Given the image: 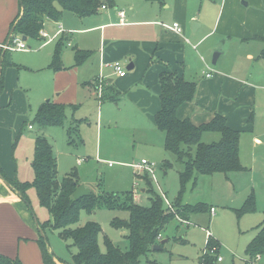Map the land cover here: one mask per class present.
Wrapping results in <instances>:
<instances>
[{
    "label": "crops",
    "instance_id": "obj_1",
    "mask_svg": "<svg viewBox=\"0 0 264 264\" xmlns=\"http://www.w3.org/2000/svg\"><path fill=\"white\" fill-rule=\"evenodd\" d=\"M145 2L151 5L158 4L156 1ZM251 3L253 4V12L248 18L241 19L242 28L239 34L235 35L234 39H231L233 37L228 38V41L234 42L237 53L240 51L241 55L237 54L236 57L232 58L230 64L226 63L215 69L207 66L204 62L203 66H196V64L191 66L190 63L192 56L198 54V47L217 30L218 25L215 22L217 27L214 26L213 29H209L196 37L202 23L197 21L196 16L188 10L187 4L181 2V0H173V11L176 12L177 8L179 9L176 14L179 19L175 18L172 21L180 24L182 28L180 34L167 27L172 22L171 24L161 23L156 12H153L150 16L146 14V19H140L127 14L126 10L118 7L113 0H105L102 3V5H105L104 8L101 5L97 14L85 18H78L74 14L64 11L59 21L45 18L43 22V28L50 35L56 31L57 23H61L64 31L57 39L48 43L43 38L25 39L31 51L32 49H34L33 51L40 50L49 44H54L55 48L58 42L62 44L60 54L62 67L55 70L50 67L55 48L48 53L44 63L40 60L36 66L22 67L14 61L12 53L17 51L6 49L4 45L10 38L11 23L20 14V1L0 0V60L3 58L5 62L3 66V86L0 92V150H5L13 137L14 147L18 138L27 130V134L32 135L33 145L34 138L38 135L48 139L53 146L57 162L54 143L48 135V131L53 127L42 129L32 123L33 119L29 115L31 110L30 101L32 100L26 85L22 83V71L43 73L41 75L40 95L35 99L38 108L42 103L51 100L65 105H76L77 109L84 100H90L92 97L96 99V96H100V90L102 91L103 87H105L104 90L109 91L107 94L111 100L122 99L124 101L125 97L129 98L137 109L134 116L136 115L137 118L145 117L151 122V126L147 130L141 126L133 127L132 144L138 143L154 147L163 154L168 153L163 148L164 134L156 129L154 115L160 108L158 97L160 92L159 74L165 69L173 71L178 75H182L184 79L196 83L194 99L182 103L176 110L179 119L187 118L193 124L199 125L208 122L216 113H219L225 117L226 124L231 129L243 131L247 136L251 135L252 141L256 144L254 140L256 126L261 125L264 128V92H260L264 91V65L262 64L261 69L257 71H249L247 68L253 66L255 64L253 61L257 59L264 61V56H262L263 43L256 39L258 36L264 37V0L242 2L244 5H250ZM160 5L168 8L164 0ZM111 7L113 10H111ZM220 9H222L221 12ZM225 9H227L225 0H221L219 5L221 14L219 16V12H217L216 15L218 24L225 15ZM120 10L124 12L122 18L118 15ZM229 17L225 16L223 23ZM189 21L196 24L191 30L194 33L186 27V22ZM78 33L85 34L83 40L76 36ZM220 38L222 41L226 40L222 36ZM254 41L261 44V47L251 53L250 48H246V46H250ZM78 42H81L80 48ZM29 43L37 46L32 47L33 45H29ZM185 45L189 49L186 54ZM76 50L88 52V56L81 64H76ZM219 52L215 64L220 61V57L224 53L223 51ZM254 52H258V54L256 56L252 55ZM202 56L204 55H200V58H203ZM115 61H119L123 66L126 71L124 76H119L114 72L111 64ZM43 66H46V69H42ZM207 72L211 74L209 77L205 75ZM102 83H104L103 87L100 85ZM113 96L116 97L112 98ZM76 109H70L75 119L87 118L85 115H81L84 117H76ZM26 118L28 119L26 120ZM101 118L98 109L96 122L97 145L99 144L98 139L101 128L99 121ZM145 134L148 135L145 136ZM211 138L215 139L216 136H211ZM98 150V154H100V148ZM32 157L29 159L28 167L33 174L31 168ZM1 160L2 155L0 153V167L5 175L12 180H17L7 173ZM165 160L167 159L163 157L162 161ZM231 173L224 174V177L230 180ZM252 176L246 178L248 179L246 189L249 187ZM165 177H167V174H165ZM151 183L153 182L151 181ZM262 187L264 188V185ZM139 190L143 192L145 189L141 187ZM159 190L161 189L159 188ZM161 192L163 191L161 190ZM245 192L248 193V191ZM247 193L246 195H248ZM210 207L212 208V206ZM16 208L22 209L16 190H13L0 178V253L9 257H18L22 264H27V261L34 264H44L36 242L39 236L37 224L35 229L28 222L29 220L25 219L26 216L23 213L24 228L20 227V221L14 213ZM95 215L96 213L86 217L81 220V223L88 219L95 220ZM195 217L196 215L193 216V219ZM261 226L252 228L249 231L251 232L250 240ZM120 235L123 238V230H121ZM159 239L161 241L166 240L165 243L168 241L161 238V235ZM158 251L154 250L152 253H158ZM150 260L156 261V259ZM54 261L58 264L68 263L67 261V263H61L56 257Z\"/></svg>",
    "mask_w": 264,
    "mask_h": 264
},
{
    "label": "rangeland",
    "instance_id": "obj_2",
    "mask_svg": "<svg viewBox=\"0 0 264 264\" xmlns=\"http://www.w3.org/2000/svg\"><path fill=\"white\" fill-rule=\"evenodd\" d=\"M104 1L100 0L101 3ZM113 1L118 7L125 9L127 14L140 19H146L145 15L149 14L150 16L153 12L158 14V19L164 24H171L173 19H179L176 15L179 9L177 8L176 12L173 11V0H164L168 8L159 3L151 5L145 0ZM243 1L247 2V0H225L227 9H225V15L218 24L216 15L219 12L221 0H181L187 4L188 10L196 16L197 21L202 23L196 37L209 29H213L215 22L218 25V27L215 26L217 30L198 47L196 57L192 56L191 66L195 64L196 66H203L206 63L207 66L215 69L223 64H230L232 58L236 57L237 54L241 55L240 51L237 53L234 42L228 40L229 37L234 39L235 35L239 34L242 28L241 19L248 18L253 12V4L244 5L242 4ZM223 3L224 1L222 5ZM111 10H113L112 7ZM225 16L230 17L223 23ZM191 26V21L186 22V27L190 31L192 30ZM261 27L263 28L262 25ZM84 35L76 34L82 40ZM221 36L226 40L222 41ZM31 44L32 47L37 46L29 43V45ZM260 45L254 41L246 48H250L252 53V51H257L261 47ZM78 47H81V42H78ZM182 47L184 46L182 45ZM54 48V44H49L37 51H33L34 49L32 51L13 49L17 52L12 51V55L19 66H36L40 60L44 63L48 53ZM187 48L185 45V54L189 50ZM216 49L224 53L220 57V61L213 65L211 60L214 51H217ZM254 53L252 54L254 56L258 54V52ZM200 55H204L203 58H200ZM254 62L253 66L249 68L246 66L249 71H257L261 69L262 64L264 65L262 59H257ZM42 69H46V66H43ZM42 74L41 72L22 71V83L26 85L32 100L30 101L31 110L29 112L31 119L38 109L35 99L40 95ZM100 85L103 87L104 83ZM104 89L105 87L102 88V91L100 90V96H96V99L92 97L90 100H84L75 110L76 117H84L81 115H85L87 118L79 119L81 121L78 122V132H72L70 142H68L66 127L74 124V120H76L70 108L65 110V124L53 127L48 131L49 139L54 143L57 156V178L60 179L66 174L76 171L77 185L82 184L95 192H115L119 195L130 191L134 196V201L148 206L150 204L147 198L148 193L145 190L143 192L139 190L141 187L147 188L145 181L140 177L146 173L143 170L138 171L132 164L142 158L150 159L148 161L157 166L155 169L157 183H150V186L161 197L163 207L173 214V220L161 232V238L168 240L164 244L165 251L147 254L149 260L156 259L155 264H264V252L252 258L246 254V248L250 242L251 232L249 231L261 226L264 221V188L262 187L264 185V128L261 125L256 126V137H254L256 144L252 141L251 135L247 136L243 131H239L241 133L239 142L240 162L246 168L237 173L232 172L230 175L232 180L226 179L222 173L200 176L196 187L187 186L182 196L177 197L179 190L178 174L183 169V165L177 162L175 156L169 152L163 154L154 147L138 143L132 144L133 127L141 126L147 130L151 126V122L145 117L137 118L136 115L134 116L137 109L132 104V100L127 97L124 98V101L122 99L111 100L107 94L109 91ZM114 97L116 96L112 98ZM98 109L102 117L99 121L101 124L98 139L100 146L97 145L96 140ZM35 126H37L36 123ZM147 135L145 134V136ZM211 136L215 135L205 134L203 141H215L216 138L212 139ZM13 140L14 137L5 150H0L2 165L7 173L18 181L31 180L33 174L28 166L34 150L32 135L27 134V130H25L14 147ZM99 148L100 154H98ZM163 157L167 160L162 161ZM77 159L81 160V164H77ZM146 175L148 176V174ZM250 175H253L252 180L246 189L248 181L246 178ZM159 188L163 191L162 194L159 193ZM16 193L22 206V209L16 208L14 210L17 219L20 221V227L24 228L23 213L26 216L25 219L29 220L28 222L35 229L34 216L40 222L50 218L47 210L39 205L33 189L27 191L29 205L17 191ZM250 195H253L255 199V211L237 218L233 210L240 208L245 201L244 199ZM202 202L205 203L206 210L197 214L198 207ZM210 206L213 208L211 213L209 212ZM194 215H196L195 219H193ZM87 216L85 212H81L80 218L83 220ZM114 216L119 219H128V213L125 211L100 210L96 213L95 220L100 224L103 234L107 235L114 245L123 249L125 242L120 235L121 230L110 226V220ZM205 229L211 234L207 241ZM44 233L47 237L49 251L55 257L69 262L71 254L75 251L74 247H69L71 241L62 239L56 231H51L48 228L45 229ZM99 243L101 249L104 250L101 237ZM37 247L39 249V246ZM218 256L222 257L221 261H217ZM142 263L149 264L145 261ZM27 264L34 263L27 261Z\"/></svg>",
    "mask_w": 264,
    "mask_h": 264
},
{
    "label": "trees",
    "instance_id": "obj_3",
    "mask_svg": "<svg viewBox=\"0 0 264 264\" xmlns=\"http://www.w3.org/2000/svg\"><path fill=\"white\" fill-rule=\"evenodd\" d=\"M23 4L17 18L11 23L13 32L7 44H12L17 36L39 39L38 31L43 26L45 18L59 21L64 11L74 14L78 18H85L97 14L102 3L100 0H19ZM109 1V0H106ZM156 1L160 4L163 0ZM21 7V6H20ZM256 39L263 43L264 37ZM61 42V41H60ZM62 44L59 42L53 52L50 67L60 69V54ZM88 56L87 51L76 50V64H81ZM4 59L0 60V92L3 86ZM160 108L154 115L155 127L164 134L163 148L173 154L177 162L183 165L178 174L179 190L177 197H181L187 186L194 188L200 176H212L215 173L227 174L245 169L239 159L240 132L231 129L225 117L216 113L208 122L195 125L189 119H179L177 108L184 102L192 101L196 92V83L184 79L176 72L163 70L159 74ZM66 108L76 109V105H65L48 100L37 109L32 123L38 128L63 126L66 120ZM79 119L66 127L68 142L71 134L78 132ZM212 134L215 141L205 142L203 136ZM82 142V141H81ZM33 179L31 181H17L8 178L0 167V175L13 190L29 205L27 191L33 189L38 203L50 215L43 221L37 220V227L43 233L48 228L56 231L64 240H70L69 247H74L70 262L57 258L59 262L67 264H155L149 260L147 254L152 253L153 246L159 244L161 232L173 220V214L167 211L161 197L150 186L151 179L145 174L140 177L145 181L150 204L144 206L134 201L132 192L122 194L115 192H95L79 199H74L72 193L77 186V173L72 171L62 178H57V162L53 146L44 136L34 138V151L31 161ZM152 184V183H151ZM100 210L125 211L128 219L113 217L110 226L124 231L125 247L114 245L113 241L103 234L100 224L92 219L81 223L80 214L85 212L89 217ZM206 205L200 204L197 213L204 212ZM237 218L255 211V199L248 196L240 208L234 209ZM45 234V233H44ZM102 238L104 250L101 249L99 238ZM45 239L47 237L45 236ZM44 264H56L54 254L49 251L47 240L40 234L36 240ZM165 251L161 244L159 252ZM264 252V222L246 248L248 257L261 255ZM204 262V261H203ZM0 264H22L18 257H9L0 253Z\"/></svg>",
    "mask_w": 264,
    "mask_h": 264
},
{
    "label": "built area",
    "instance_id": "obj_4",
    "mask_svg": "<svg viewBox=\"0 0 264 264\" xmlns=\"http://www.w3.org/2000/svg\"><path fill=\"white\" fill-rule=\"evenodd\" d=\"M105 5H102V8H104ZM118 15L122 18L124 16V12L122 10H120L118 12ZM169 29L173 30L176 33H181L182 32V28L180 26V24L178 22H172V24L170 26H167ZM64 31L61 23H57V29L53 34H49L42 26V28L39 29L38 31V37L39 39L43 38L45 39V42H51L55 39H57L59 37V35ZM4 47L6 49H10V50H29L30 47L28 46V44L26 43V40H23L21 36H17L14 40L12 44H5ZM114 72H116L119 76H124L126 71L123 69V66L121 65V63L119 61H115L111 64ZM207 77H209L211 74L210 72H207L205 74ZM29 128L31 127L30 125L28 126ZM77 163L80 164L81 160L77 159ZM138 171H142L145 172L146 174H148V176L150 177L152 182L156 183V165L153 162L148 161L145 158L140 159V161L133 163L132 164ZM159 193L162 194L163 192H161V190H159ZM134 197V196H133ZM164 200L167 202L166 198H164ZM210 211H213V208L210 209ZM210 232L208 230H206V241L209 239L210 236ZM258 256V255H257ZM222 257L218 256L217 257V261H221Z\"/></svg>",
    "mask_w": 264,
    "mask_h": 264
},
{
    "label": "water",
    "instance_id": "obj_5",
    "mask_svg": "<svg viewBox=\"0 0 264 264\" xmlns=\"http://www.w3.org/2000/svg\"><path fill=\"white\" fill-rule=\"evenodd\" d=\"M244 4H245V2H244ZM20 6H21V9H23V4H22L21 2H20ZM195 25H196V24H192V29L194 28ZM13 29H14V26L11 27L10 32H9V36H10L11 33L13 32ZM22 39L25 40L26 37H25V36H22ZM219 54H220L219 51H214L213 56H212V60H211V63H212V64H215V63H216ZM0 178L3 179V178L1 177V175H0ZM90 191H91V190H90L88 187H86V186H84V185H82V184H79V185H77V186L75 187V189H74V191H73V193H72V197H73L74 199H79V198H81V197L86 196L87 194H89ZM34 218H35V222H36V224H37V219H36L35 216H34ZM37 226H38V225H37ZM38 231H39V234H40L42 237H44V240L46 241V239H45V234L43 233V231H42L39 227H38ZM165 242H166V240H162L159 244L153 246V250H160V249H161V244H163V243H165Z\"/></svg>",
    "mask_w": 264,
    "mask_h": 264
}]
</instances>
